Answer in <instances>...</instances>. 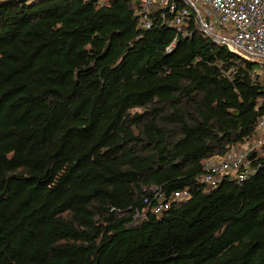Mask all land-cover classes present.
I'll return each instance as SVG.
<instances>
[{"label": "trees", "instance_id": "1", "mask_svg": "<svg viewBox=\"0 0 264 264\" xmlns=\"http://www.w3.org/2000/svg\"><path fill=\"white\" fill-rule=\"evenodd\" d=\"M138 7L0 0V264H264V157L197 180L255 134L259 64Z\"/></svg>", "mask_w": 264, "mask_h": 264}, {"label": "built area", "instance_id": "2", "mask_svg": "<svg viewBox=\"0 0 264 264\" xmlns=\"http://www.w3.org/2000/svg\"><path fill=\"white\" fill-rule=\"evenodd\" d=\"M99 1L103 4L110 0ZM133 1L139 4L137 13L142 28H150L152 14L159 12L163 24L176 28L177 36L182 34L186 37V28L193 20L202 34L216 45H225L228 48L231 46L234 49L233 53L238 51L255 58L264 86V0ZM176 43L177 38L167 51L172 52ZM250 155H255L256 159L264 157V115L258 121L255 134L241 146L231 147L224 156L213 157L203 163L204 171L197 178L198 183L215 188L224 179L239 182L246 180L252 173L249 167ZM190 196L187 189L175 192L170 201H165L160 196L152 212L160 216L171 203L185 202Z\"/></svg>", "mask_w": 264, "mask_h": 264}, {"label": "rangeland", "instance_id": "3", "mask_svg": "<svg viewBox=\"0 0 264 264\" xmlns=\"http://www.w3.org/2000/svg\"><path fill=\"white\" fill-rule=\"evenodd\" d=\"M229 48H230L231 51L234 50L231 46H230ZM235 53H237V54H239V55H241V56H244V57H246V58H249V59H251L252 61H256L255 58L248 57L247 55H245V54H243V53H240V52H238V51L235 52Z\"/></svg>", "mask_w": 264, "mask_h": 264}]
</instances>
